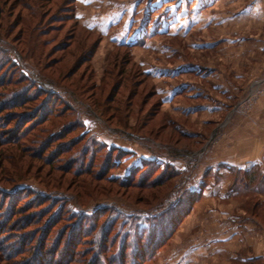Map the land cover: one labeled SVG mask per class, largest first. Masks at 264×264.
Wrapping results in <instances>:
<instances>
[{"label": "rangeland", "instance_id": "374dc122", "mask_svg": "<svg viewBox=\"0 0 264 264\" xmlns=\"http://www.w3.org/2000/svg\"><path fill=\"white\" fill-rule=\"evenodd\" d=\"M213 1L0 0V189L6 190L0 192V264L30 260L37 243H32L30 252L18 254L23 243L17 234L34 236L61 203L62 208L66 204L86 214L96 211L100 214L98 225H104L107 208L112 207L126 216L168 198L173 205L184 201L180 209L184 211L195 198L186 192L200 189L201 198L192 203L156 259L145 264H168L170 256L177 264L231 263L227 254L218 258L210 241L211 226L217 224L212 214L221 210L240 215L243 222L251 221L264 233V190L251 187L239 193L233 190L232 178H217L224 167L208 165L211 156L241 154L236 140L243 135L252 138L253 128L264 129L259 120L264 114V18L235 14L253 0ZM233 14V24L220 21ZM230 40H234L232 44ZM120 44L131 48L115 47ZM8 56L20 69L3 62ZM140 61L169 68L187 65V69L208 73L203 77L186 74L160 83L145 74ZM183 81L193 83L195 89L180 94L174 104L164 105L157 87ZM38 84L42 86L39 93L32 95ZM20 93L26 98L22 106H11ZM42 104L47 115L40 113ZM179 104L221 109L185 113L178 109ZM81 118L85 130L99 141L131 153L112 171L114 176L125 177L134 167V147L155 156L151 159H157L160 167H164L161 162H169L163 157L169 155L181 173L155 187L158 170L146 177L143 185L134 180L128 186L109 181L105 151L93 152L96 146L86 143L84 128L73 127ZM66 128L69 134L55 138ZM9 129H13L12 137ZM184 130L189 134L184 135ZM218 182L222 187L217 193L207 188ZM17 187L21 189L10 204L14 208L4 221L9 191ZM41 193L54 195L56 200L43 212L49 201H39L37 194ZM16 205L23 208L14 216ZM60 213L63 219H57L50 236L39 246L44 252L53 245L57 232L68 230L74 220L64 215L68 212ZM164 213L162 219L168 218L169 211ZM27 216L34 222L27 224ZM13 221L14 226L7 228ZM16 224H22L23 232ZM255 231L252 240L258 235ZM87 243L78 248L77 259L82 253H91ZM9 250L14 258L8 261L5 252ZM110 253L104 256L105 264H110Z\"/></svg>", "mask_w": 264, "mask_h": 264}, {"label": "trees", "instance_id": "16d2710c", "mask_svg": "<svg viewBox=\"0 0 264 264\" xmlns=\"http://www.w3.org/2000/svg\"><path fill=\"white\" fill-rule=\"evenodd\" d=\"M74 18L75 14H73ZM85 30L91 31L89 28L85 27ZM115 47L130 49L131 46L128 44H120L115 45ZM5 60V61H4ZM1 61V60H0ZM3 62H7L8 64H15L18 68V64L14 63L11 58L8 56L6 59H3ZM20 69V68H19ZM143 71L142 74L145 75ZM22 77H28L26 75H23L20 73ZM28 80H31L32 82H35L30 77ZM41 85H37L36 91L32 94L35 95L38 92V89L41 88ZM44 87V86H43ZM44 91L47 93H52V90H49L48 88H43ZM157 94V92H156ZM31 97V95H28V98ZM26 99V98H23ZM21 93L16 96H14L13 100L11 101V106H22L23 100ZM30 99V98H29ZM22 100V101H21ZM162 101V99H161ZM40 113L43 115H47V107L42 104L40 106ZM46 120V119H44ZM12 122V121H11ZM108 125V123H106ZM109 126V125H108ZM73 127L77 128H84L85 130V124L82 120V118L73 124ZM69 134L68 128L64 129L63 131L57 133V136L55 138L62 139L63 136H66V134ZM83 137H86V143L92 144L96 146L95 148H92V151H98V150H104L107 156V161L104 163L106 166V169L109 174V181H113L116 184L122 185V186H128V184L131 183V181L134 180V183L136 182L143 185V180L146 179V177H150L149 175L154 171H159V175L157 177V182L155 186H161L165 184L166 181H169L170 179L174 178L175 176L179 175L181 173L180 170H177V168L173 165L172 157L169 155L163 156L166 157L169 162H161L164 167H160L157 165L156 161L157 159L153 158L150 160H143L139 164L134 165L133 168L129 169L128 173L125 175V177H117L114 176L113 172L118 165L121 163V159L127 156V154H131L128 151L123 150L119 147H108L106 143L99 141L97 137L93 134H90L89 131L85 130ZM22 133H19L18 136H21ZM184 135H188L184 133ZM9 136H13V129H9ZM84 139V138H83ZM155 157V156H154ZM157 157V156H156ZM160 157V156H158ZM210 170V169H209ZM211 171H209L210 173ZM228 172V173H227ZM208 175V173L206 174ZM230 177L232 178V187H234L233 190L237 192L245 193V189H250L252 187L253 190L262 191L264 190V169H261V167L255 165L252 166L250 169L242 170L238 168H231L228 169V171L221 173V175L217 176V178L220 180L223 177ZM207 180V176L203 177ZM150 182V180H149ZM148 182V183H149ZM203 185H205L203 183ZM21 187H17L15 189H12L9 191L10 201L8 205V209L5 211L4 215V221L6 220V217L9 215L10 212H12L13 204L12 198H14L13 195L18 194L17 190H20ZM1 194H4L6 192L5 189L1 190ZM193 194L195 198L192 199L190 205L188 207H185L186 209L184 211L180 210L183 206L184 201H178L175 205L171 204L168 201V198H164L162 202L157 203L153 207L150 208H141L136 209L134 211V214L126 215L122 213L121 211L112 208H107V214H106V223L104 225H98L100 220V214L95 212H90L89 214H86L84 212L75 211L73 209H70L69 206H66L65 209L62 208L61 205H56L54 212L49 216L47 215V220L45 221L44 225H41L37 232L34 233V236H28L24 235V232L22 231L23 226L15 225L17 228H19L20 232L18 233L17 237H20L22 240V245L20 248H22V251H18V254H22L23 251L28 250L30 252V248L32 246V243L36 242L35 248L32 249V252L30 254V260H25L22 264H29V262H35L36 264H73L74 262L80 263L79 261L81 258H83L81 264H105V257L109 252L111 255V260L109 261L110 264H127V261L130 260V264H145L147 262H153L156 257L157 253L163 248V246L166 244V242L169 240L173 232L176 230L178 224L182 221L183 217L186 216L187 212L189 211L192 203L201 198L202 192L200 189L186 192L187 194ZM7 196V197H8ZM38 197H41V199H38L39 201H49V205L45 207V209L41 210L47 211L48 206L50 204L55 203L56 200L54 199V195H49L41 193L37 194ZM53 196V197H52ZM38 201V202H39ZM65 202V200H63ZM23 208V205L15 207L17 209V212H15L14 216L16 214L20 215V210ZM105 209V208H104ZM103 209V210H104ZM61 211L68 212L64 214L67 218L74 219L71 221V224L68 227V230L59 231L57 232V237L52 242L53 245L50 247H46L47 252H44V249L41 246L43 243L42 241L50 236L51 227L53 228L56 223L57 219L60 217L59 221L63 219L61 217ZM164 211H169V216L166 219H162L165 215ZM103 212V211H102ZM178 213L179 218H175L176 214ZM180 213V214H179ZM123 216L127 217L124 218ZM44 217H42L43 219ZM175 220V221H174ZM25 221L27 224L33 223L34 218H30L29 216L25 217ZM174 221V225H172ZM3 222V221H2ZM2 222H0V226H2ZM14 222H9L8 227L14 226ZM152 223V225H151ZM93 227L94 230H91ZM98 227V228H97ZM103 227V228H102ZM111 227V230H109ZM55 228V227H54ZM53 228V229H54ZM69 231V233H67ZM90 231V234H89ZM115 231L114 235L112 233ZM45 232V234H44ZM65 234H68V239H65ZM112 235V237H110ZM44 236V237H43ZM88 237L90 239H88ZM15 238V239H16ZM79 238V239H78ZM25 240V241H24ZM50 240V238H49ZM67 240V241H66ZM66 242V243H65ZM90 242L89 248H92L91 253H82L83 256H79V260L75 257L77 256L78 248H81V246H85ZM69 244L72 246V253L70 254L68 247ZM20 245V244H19ZM18 245V246H19ZM128 247L129 250L126 252L125 249ZM65 248V249H64ZM19 247H16V250H18ZM64 250V251H63ZM80 252V250H79ZM87 254H89L88 257ZM6 260L14 258L13 253L9 251L5 252ZM113 256V257H112ZM55 258H57L55 260Z\"/></svg>", "mask_w": 264, "mask_h": 264}, {"label": "crops", "instance_id": "0c3cea01", "mask_svg": "<svg viewBox=\"0 0 264 264\" xmlns=\"http://www.w3.org/2000/svg\"><path fill=\"white\" fill-rule=\"evenodd\" d=\"M214 1H217L216 3H219L221 0ZM262 6H264V1L253 0L248 5L242 7L235 14L237 16L244 15L243 17H245L246 15H250L251 17H253L252 15H257V17H261L262 19L264 18V8H262ZM235 14H233L232 16H227L225 18L221 17L220 21H228L232 22L233 24ZM233 41L234 40H230L229 42L232 44ZM140 64L143 66L144 71L150 77L158 78V81L160 83H163L162 80L170 81L172 79H177L180 76H185L186 74H197L203 77L208 73V71H196V69L194 68L187 69V65L179 66L176 68H169L165 66L150 65L151 62L145 61H140ZM191 89H195V85L193 83L190 84L189 82L183 81L170 87L167 85L162 87L158 86L157 92L161 95L163 104L169 106L170 104H174L173 101L180 94ZM196 94L199 95L198 93ZM178 107L179 110H182L185 113L191 112L192 110L196 109H205L207 111L221 109L219 108V106L215 107V105H213V107H211V105L207 104H202L198 107H187L183 104H179ZM262 111H264V109H262ZM259 120H262V123H264V114H260ZM257 131L258 129L253 128L254 135H252V138L246 137L247 135H243L236 140V147L243 151L241 152V154L235 152L233 154L232 152H229V154H227L223 158L219 156H215L212 158L211 156V159L208 161L209 167L217 168L218 165H221L224 168H220L223 169L219 171L220 174L228 171V169L231 168L247 170L255 165L261 167V169H264V129L258 132ZM183 132L189 134L185 130ZM139 148L140 147H134V165L139 164L143 160H150L152 157H154L153 155L150 157V154H148L147 150L144 151ZM177 167L181 168L180 166ZM220 185L221 183L218 182L213 186L207 185V188L217 193L219 188L222 187ZM212 217L214 219V222H216L217 224L211 226L210 241L212 240V245L218 250V258H221L219 257V255H223L222 257H224L225 254H227V260H229V262L230 260H232L229 264H248L250 262H253L254 264H264V233H261L260 229H258L257 226L253 225L251 221L247 219L243 222L240 219V215L236 213L228 214V212L225 210H221L220 213H216L215 215L212 214ZM223 220L230 221V223H225ZM218 229H221L218 233L214 232ZM255 230H257L258 235L255 239L252 240V235L255 236L254 234H256ZM200 239L203 243V240H206V236ZM238 254H240V256H238ZM168 261H170V263L168 264H177L176 261L171 259V256L168 257Z\"/></svg>", "mask_w": 264, "mask_h": 264}, {"label": "snow or ice", "instance_id": "6c2138e0", "mask_svg": "<svg viewBox=\"0 0 264 264\" xmlns=\"http://www.w3.org/2000/svg\"><path fill=\"white\" fill-rule=\"evenodd\" d=\"M85 2H87V0H85Z\"/></svg>", "mask_w": 264, "mask_h": 264}]
</instances>
